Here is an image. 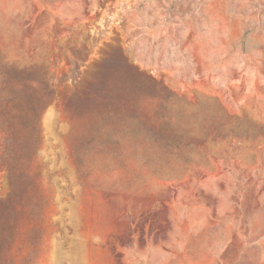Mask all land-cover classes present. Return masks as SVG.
I'll return each mask as SVG.
<instances>
[{
	"label": "rangeland",
	"instance_id": "obj_1",
	"mask_svg": "<svg viewBox=\"0 0 264 264\" xmlns=\"http://www.w3.org/2000/svg\"><path fill=\"white\" fill-rule=\"evenodd\" d=\"M0 264H264V0H0Z\"/></svg>",
	"mask_w": 264,
	"mask_h": 264
}]
</instances>
